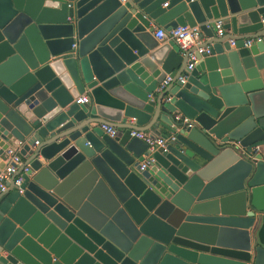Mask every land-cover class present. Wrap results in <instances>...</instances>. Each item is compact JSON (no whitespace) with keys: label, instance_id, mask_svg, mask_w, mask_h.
<instances>
[{"label":"water","instance_id":"obj_1","mask_svg":"<svg viewBox=\"0 0 264 264\" xmlns=\"http://www.w3.org/2000/svg\"><path fill=\"white\" fill-rule=\"evenodd\" d=\"M182 26L210 49L189 71L151 36ZM262 71L264 0H0V170L27 167L0 264H264ZM156 120L163 148L128 136Z\"/></svg>","mask_w":264,"mask_h":264},{"label":"built area","instance_id":"obj_2","mask_svg":"<svg viewBox=\"0 0 264 264\" xmlns=\"http://www.w3.org/2000/svg\"><path fill=\"white\" fill-rule=\"evenodd\" d=\"M166 4L162 5L164 8ZM154 38L157 40L168 39L173 42L179 50L181 56L186 58V70L189 71L198 62V60L209 57L210 49L209 47H203V38L197 27H176L174 29L164 31L162 29H156L154 31ZM214 36L220 38L224 36V31L222 29L221 21L217 20L214 22ZM252 39H246L242 41L244 48L249 47L252 44ZM227 43L230 47H233L234 41L228 40ZM185 76H177L175 81L183 84ZM173 78L171 76H165L161 83L156 87L155 93H161L171 82ZM169 98L165 97L164 102H168ZM88 103V98L86 95H80L74 100V104L83 105ZM172 126H186L191 127L190 122L180 113H173L171 117ZM132 121V120H131ZM129 124H133L129 122ZM100 130L106 134L109 138H115L118 136L119 132L117 129L112 127H107L104 125L99 126ZM128 136L142 141L148 148L152 151L157 148H163L165 144L172 141V137L168 136L166 138H161L159 136H148L144 132L129 130ZM3 168L0 170V194L5 192L9 184L11 183L13 187H18L21 183V175L27 172V167L23 166L22 158L15 152L8 151L5 154L3 160Z\"/></svg>","mask_w":264,"mask_h":264},{"label":"crops","instance_id":"obj_3","mask_svg":"<svg viewBox=\"0 0 264 264\" xmlns=\"http://www.w3.org/2000/svg\"><path fill=\"white\" fill-rule=\"evenodd\" d=\"M164 4H166V3H164ZM156 30V28H152V33H151V36L154 38V31ZM229 33V32H228ZM154 40L157 42V44H158V46H163V45H168L171 41L170 40H168V39H162V40H157V39H155L154 38ZM204 42V41H203ZM260 74V78H261V81H262V84H263V89H264V71H262V72H260L259 73ZM80 96V95H79ZM155 97H156V93L154 92L152 95H151V97L150 98H152V99H155ZM175 113H178V112H175ZM160 114H165V112H163V111H161V112H159V115ZM171 117H172V115H171ZM129 122H132L131 120H128V121H126L125 122V124H129ZM155 124L156 125H154L149 131H144V133L146 134V135H148V136H159V135H161L162 133H163V128H160L159 126H157V120L155 121ZM118 130V132H119V134H118V137L120 138L122 135H123V132L125 131L124 129H117ZM103 133V132H102ZM104 134V133H103ZM104 135H106V134H104ZM106 137H108L107 135H106ZM109 138V137H108ZM112 139V138H111ZM22 161L24 162V160L22 159Z\"/></svg>","mask_w":264,"mask_h":264}]
</instances>
